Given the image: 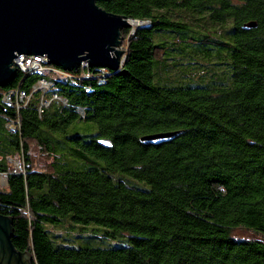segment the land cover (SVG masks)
<instances>
[{"label": "trees", "instance_id": "1", "mask_svg": "<svg viewBox=\"0 0 264 264\" xmlns=\"http://www.w3.org/2000/svg\"><path fill=\"white\" fill-rule=\"evenodd\" d=\"M98 4L146 24L122 31L118 71L54 80L43 113L37 75L0 89V172L26 163L0 188L15 248L34 264H264V0ZM18 89L30 101L4 105ZM166 132L180 134L141 142ZM91 225L122 246H72Z\"/></svg>", "mask_w": 264, "mask_h": 264}, {"label": "water", "instance_id": "2", "mask_svg": "<svg viewBox=\"0 0 264 264\" xmlns=\"http://www.w3.org/2000/svg\"><path fill=\"white\" fill-rule=\"evenodd\" d=\"M100 0H0V89L17 74L18 55L42 56L49 65L72 72L83 63L91 68L118 71L125 58L122 31L133 27L126 17L108 13ZM143 27L139 23L136 28ZM256 22L244 25L250 30ZM166 132L141 138L146 145H160L178 137ZM110 147L111 143L102 140ZM13 221L0 215V264H34V256L18 251L13 242Z\"/></svg>", "mask_w": 264, "mask_h": 264}, {"label": "built area", "instance_id": "3", "mask_svg": "<svg viewBox=\"0 0 264 264\" xmlns=\"http://www.w3.org/2000/svg\"><path fill=\"white\" fill-rule=\"evenodd\" d=\"M140 23V22H138ZM144 24V23H141ZM133 30L131 33H134ZM14 67L17 70H22L23 73H29L30 75H37L39 77L38 81L33 85V92H40L42 94L40 100V113H43V110L47 108L53 100H60L59 95L56 96H47L45 95V88L50 83L51 75H60L68 76L75 78L69 71L63 69H52L51 66H46V58L39 56V60H29V61H20L19 55L14 61ZM34 67H42V74H34ZM83 70V79L91 78L90 71H87V63H83L80 67ZM102 72H106L102 70ZM26 92L18 90H11L7 92L3 97V103L9 108H15L20 110L25 104H27L31 97ZM10 167L8 172H0V187L8 185V177L10 174H22L26 173V163L24 158L21 155H16L9 158Z\"/></svg>", "mask_w": 264, "mask_h": 264}, {"label": "rangeland", "instance_id": "4", "mask_svg": "<svg viewBox=\"0 0 264 264\" xmlns=\"http://www.w3.org/2000/svg\"><path fill=\"white\" fill-rule=\"evenodd\" d=\"M126 41L123 39V44L121 49L126 51L125 49ZM96 128H92V130H95ZM71 134H74L73 131H71ZM32 155L35 156L36 159V168L38 170H44L46 167L47 161L44 157L41 156L39 150L37 148H33ZM87 167L82 168H76V171H85L87 170ZM1 189H6L7 186L0 187ZM60 232V231H59ZM105 230L101 227H97L95 225H91L87 231H85L81 238L77 239L76 242L71 244L74 247H93V248H108L109 246H122L119 242H123L122 240H114L109 239L104 236ZM234 235L238 238H247V239H254L255 236L252 235L247 230L240 229L234 233ZM124 245H128V242H126Z\"/></svg>", "mask_w": 264, "mask_h": 264}, {"label": "bare ground", "instance_id": "5", "mask_svg": "<svg viewBox=\"0 0 264 264\" xmlns=\"http://www.w3.org/2000/svg\"><path fill=\"white\" fill-rule=\"evenodd\" d=\"M133 27H137L139 25L138 21H132ZM146 25V24H143ZM19 59L20 61H29V60H39V56H32V55H19ZM125 58L122 59V64L124 62ZM46 66H51L52 69H61L59 67L53 66V65H49L48 64V60L46 59ZM91 67H89L88 63H87V71H90ZM101 71L105 70L108 71V69L106 68H99ZM20 71L22 72V70H17V72ZM34 74H42V67H34ZM54 80H69L72 82V84L76 83V78L73 77H68V76H60V75H51L50 76V83L46 86L45 88V95L47 96H56L58 95L57 92V88H56V84Z\"/></svg>", "mask_w": 264, "mask_h": 264}]
</instances>
